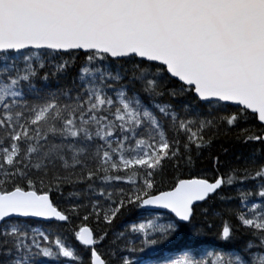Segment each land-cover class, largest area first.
<instances>
[{"label": "snow or ice", "instance_id": "snow-or-ice-1", "mask_svg": "<svg viewBox=\"0 0 264 264\" xmlns=\"http://www.w3.org/2000/svg\"><path fill=\"white\" fill-rule=\"evenodd\" d=\"M0 264H264V0H0Z\"/></svg>", "mask_w": 264, "mask_h": 264}, {"label": "trees", "instance_id": "trees-1", "mask_svg": "<svg viewBox=\"0 0 264 264\" xmlns=\"http://www.w3.org/2000/svg\"><path fill=\"white\" fill-rule=\"evenodd\" d=\"M224 147H229V146L228 145H224ZM219 150H220V145L219 144H214L213 145V148H212V151L215 152V151H219ZM222 158L225 159V160H227V157H224L223 155H222ZM126 219H128V218H126ZM89 225H90V227H93L94 229H96L98 227H103V225H97V224H95L92 221H89Z\"/></svg>", "mask_w": 264, "mask_h": 264}]
</instances>
